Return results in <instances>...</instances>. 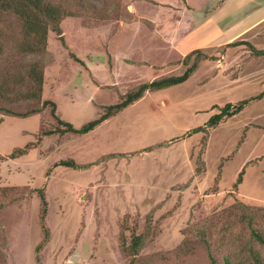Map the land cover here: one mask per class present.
<instances>
[{"label":"rangeland","instance_id":"1","mask_svg":"<svg viewBox=\"0 0 264 264\" xmlns=\"http://www.w3.org/2000/svg\"><path fill=\"white\" fill-rule=\"evenodd\" d=\"M51 1L63 40L49 27L43 52L18 49L14 13H3L7 26L0 19V264H264V243L251 234L264 236V21L209 47L218 28L204 21L171 48L135 17L171 23L144 0ZM33 60L54 110L20 99ZM194 62L183 81L144 91L92 129L60 130L56 117L80 127L139 82Z\"/></svg>","mask_w":264,"mask_h":264},{"label":"trees","instance_id":"2","mask_svg":"<svg viewBox=\"0 0 264 264\" xmlns=\"http://www.w3.org/2000/svg\"><path fill=\"white\" fill-rule=\"evenodd\" d=\"M4 12L14 13L16 15V18L21 23V38L17 44V47L22 52L32 53L45 51L47 45V31L49 27L56 31L59 34L60 39L63 40L59 27V20L63 13L60 9V6L52 2L51 0H0V19L4 23V26H7L6 15L3 14ZM247 43L250 45V47H254L249 42ZM253 49L254 51H259L256 48ZM1 50L2 48L0 45V52ZM187 56L188 54H186V57ZM195 65V62L192 63L191 65L187 66L180 74L161 75L144 82H139L136 87H133L122 93V95L119 96V100L117 102L107 104L98 117L83 123L80 127L76 128L70 122L56 117L57 121L64 125V128H61L60 130L85 132L89 129H92L98 123L102 122L103 120L117 113L122 108L140 98L143 95L144 91L162 88L183 81L194 69ZM21 78L24 82H26V88L18 92L21 100L34 99L36 101H41L42 106L45 104H51V108L52 110H54V102L50 100H41L43 85V64L41 61H31L27 67L26 75H22ZM245 102L246 99L240 100L237 104H232L230 102L225 103L218 112L213 113L204 124L199 125L197 128L195 127L194 130L200 128L207 129V127L216 124L222 117L231 115L236 111H239ZM37 111H39V109L24 112L19 115L26 116ZM7 112L11 111L7 110ZM27 147L28 146L25 145L24 147L15 148L10 153L9 157L25 153V151H27ZM64 162L74 163L73 160H65ZM242 173L243 168L238 172L234 185H236V183H238L242 179ZM38 194L40 196L42 205L41 216H43L46 208V200L43 190L38 191ZM251 234L256 240L264 243V236L258 229L251 228ZM46 238L47 229H45L44 231L43 241H45ZM141 242V234H135L132 236L130 247L132 248V251H134V253H136L140 248ZM38 247H40V243L36 246L37 249ZM210 262L211 264H220L218 260L213 256H211ZM224 262L225 264H235V262L228 256L224 258ZM257 262L260 263V260H258V258Z\"/></svg>","mask_w":264,"mask_h":264},{"label":"crops","instance_id":"3","mask_svg":"<svg viewBox=\"0 0 264 264\" xmlns=\"http://www.w3.org/2000/svg\"><path fill=\"white\" fill-rule=\"evenodd\" d=\"M145 3L155 10L165 9L166 17L162 21L171 22L165 27L157 23V19L150 14L137 12L135 17L148 20V31L156 35L168 47L176 48L182 38L189 37L201 23L213 21L218 28V34L203 46L209 47L230 42L238 35H242L264 21V0H144ZM230 5V7H227ZM225 11L220 12V7ZM227 7V8H226ZM167 8L171 9L169 11ZM175 16H170V15ZM141 16V17H140ZM175 18V19H174ZM175 21V22H174ZM142 24V23H141ZM149 24V25H148ZM176 28L175 33L171 30ZM195 46L190 45L189 48ZM201 47V46H199ZM175 50V49H174ZM183 52V51H181Z\"/></svg>","mask_w":264,"mask_h":264},{"label":"water","instance_id":"4","mask_svg":"<svg viewBox=\"0 0 264 264\" xmlns=\"http://www.w3.org/2000/svg\"><path fill=\"white\" fill-rule=\"evenodd\" d=\"M75 257H76V255H75V254L71 256V258H75Z\"/></svg>","mask_w":264,"mask_h":264}]
</instances>
